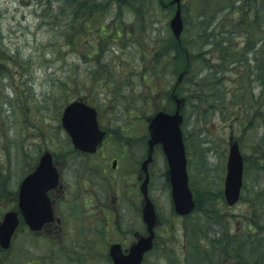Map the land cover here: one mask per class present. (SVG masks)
Masks as SVG:
<instances>
[{"label":"rangeland","instance_id":"1","mask_svg":"<svg viewBox=\"0 0 264 264\" xmlns=\"http://www.w3.org/2000/svg\"><path fill=\"white\" fill-rule=\"evenodd\" d=\"M96 1V8L91 7L92 0L86 2L88 12L80 14H85L84 23L100 20L104 29L94 33L78 26L74 36L70 33L71 7L62 2L0 0V220L5 211L16 209L18 182L43 150H54L71 179L70 196L57 205L61 223L37 235H30L23 226L17 228L10 247L0 250V264H97L96 252L85 256L83 250L84 231L93 210L81 208L83 193L73 181V172H83L85 163L64 145L67 135L60 115L67 102L83 99L96 107L108 131L107 143L115 144L114 155H125L114 171L120 180L127 164L145 156L148 118L156 110L175 109L173 95L182 99L181 129L195 200L200 208L213 205L215 211L209 213L217 214L220 229L230 235L238 233L235 236L243 244L242 256H231L229 251L225 263H262L259 256L255 261L254 244L247 242V226L264 219V0H255L254 22L247 10H240L239 0H181L184 29L179 39L169 27L175 10V5H168L170 0ZM247 29L256 50L244 44ZM221 39H228V44H218ZM175 43L194 56V68L188 72L172 57ZM95 50L98 54L91 55ZM203 59L212 65L220 59L225 63L217 66L215 75L201 80L203 74H210L209 69L202 70ZM231 59L236 63L227 64ZM94 68L101 75L108 72L95 77ZM198 78L201 93L208 97L203 103H192L185 95L192 94L187 87ZM233 140L244 158L243 186L239 200L227 207L222 191ZM149 170V193L164 234L160 237L164 246L159 249L174 251L158 260L161 264H205V253L199 248L203 240L197 241L193 233L204 228L206 215L195 211L185 218L187 229L175 228L178 217L158 150ZM130 178L122 180L130 184ZM100 190L98 198L93 197L95 204L103 201L119 207L124 220L136 219L139 211H132L121 190L114 193L104 186ZM100 217L98 228L105 221ZM102 233L94 242L88 241L91 250L100 242L105 247L106 239H111ZM257 249L264 251V247ZM216 261L219 264L220 259Z\"/></svg>","mask_w":264,"mask_h":264},{"label":"water","instance_id":"2","mask_svg":"<svg viewBox=\"0 0 264 264\" xmlns=\"http://www.w3.org/2000/svg\"><path fill=\"white\" fill-rule=\"evenodd\" d=\"M170 3H176V8L169 20V27L174 37L179 39L183 29L180 0H171ZM174 101V111L158 110L149 118L147 124L148 153L141 163L145 177L140 184V190L144 198L142 220L146 224L148 235L141 236L130 247L129 253L125 256L119 253L117 246L112 245L110 254L114 264H139L144 251L152 246L155 211L147 193V165L151 161L154 145L160 144L166 159L175 212L185 215L193 209L194 201L188 186L185 149L180 129L182 121V115L179 111L181 99L174 96ZM60 120L73 146L82 151H94L103 137L104 132L99 129L97 124L96 110L81 100H74L64 106ZM225 168L223 194L226 203L232 205L239 198L243 169L242 156L235 140L229 143ZM57 178L58 174L52 165L51 154L48 151L39 157L35 169L23 178L17 193L18 207L30 229H39L45 222L52 220V210L46 193L48 189L57 184ZM17 224L18 215L16 211L9 210L4 213L0 222L1 248L9 247L10 238Z\"/></svg>","mask_w":264,"mask_h":264},{"label":"flooded vegetation","instance_id":"3","mask_svg":"<svg viewBox=\"0 0 264 264\" xmlns=\"http://www.w3.org/2000/svg\"><path fill=\"white\" fill-rule=\"evenodd\" d=\"M97 118H98V114H97ZM104 130L106 135L102 139V141L96 146L94 152H84L73 148L69 138L65 139L66 144L64 145L69 147L71 155L76 157V159L77 158L81 159L85 163V168L83 167V172H80L78 170L77 172H73V175L75 174L73 181L78 184L79 191L82 190L83 193V197H82L83 203L81 208L93 210L92 212L93 214L91 213L89 215V221L86 223V227L84 231L85 233L84 237L87 240L85 243H83V250H85V256H91L92 252L95 251L97 264H114L110 254V247L112 245L117 246L119 253L125 256L129 253L130 247L138 240V238L143 235H147L148 233L146 229V224H144L142 220L143 203L141 202L143 200V195L140 191V184L145 176L144 171L141 169V161L145 158L147 149L145 152V156L141 159L140 162L138 160L136 161L133 160L132 163L126 165L124 173H126L128 177H132V178H130L131 179L129 181L131 182L130 184L124 183L123 180L128 177L125 174L120 173L119 174L120 180H119V178H117V176L114 174V171L119 167L120 158H123L125 155L124 153H121L119 155L115 153L114 155L112 147L115 144L107 143L106 140L108 136V131L106 128H104ZM155 150H158L164 158V155L159 145L154 146L152 151V157ZM51 155H52V163L56 167L58 173L57 185L47 190V196L50 201V206L53 212V218L51 221L45 222L39 229L32 230L24 222L23 217L18 213V230L21 229V226H23L25 230L29 232L30 235H37L38 233H41L43 229H46L47 227L51 228L52 225L58 226V223L60 224L62 219L60 217L61 215L58 212L59 209L57 205L60 203V201H66L67 199L65 200V198H68L70 196L71 179L69 180L66 172H64L63 170V166L60 165L56 160V153L54 152V150L51 152ZM151 162L147 165L149 181H150L149 168ZM164 163L167 171V165L165 159H164ZM35 165L33 166V168L35 167ZM67 166L70 165L68 164L65 167ZM24 176H22L18 182V191ZM167 179H168V171H167ZM103 186L104 188H108L109 190L111 189V191H113L114 193L117 190L118 191L121 190L122 194H124L130 201L129 206L132 209V211H134L135 209L139 211L137 215L135 214L136 219L126 217L124 220V216L120 212L119 207L110 206L108 203H105L103 201H101V203L97 202L95 204L94 198L95 197L98 198L97 196L99 195V192L97 191L99 189L102 190ZM147 192L149 198L152 200L154 204L156 219L153 226L154 234L152 239V247L149 250L144 251L142 258L139 261V264H161L162 262H160V260L158 259L167 258L174 251L166 252V250L159 249V247L163 248L164 246V242L160 240V237H163L164 234L161 233L159 229V227L161 228L162 226H160L159 224V214L156 207V203L150 197L149 182L147 185ZM169 198L173 209L171 197L169 196ZM195 204H196V200H195ZM227 207L230 206L228 205ZM194 211L195 208L193 211H191L186 215H179L174 212L176 214V217H178V219H176L174 223L175 228L187 229L188 226L184 224V222L187 220L185 218L189 217ZM100 215L104 217L105 221L103 222L104 224L102 226H99L98 228L97 223H99V221L102 220ZM163 230L167 232V228L165 226ZM101 232H103L102 234L111 237V239L110 240L106 239L107 243L105 247L102 244L103 242H100L95 247L94 250H91V244L89 242H94L95 240H97L98 237L101 235ZM175 241L177 242L178 240L176 239ZM228 252L229 251L226 250L223 257L220 258L219 264H226L225 259L229 257V255L226 254ZM210 253L213 254L212 252ZM153 258H155L156 260ZM213 261L214 259L213 260L208 259L207 263ZM164 263L168 264L166 261H164Z\"/></svg>","mask_w":264,"mask_h":264},{"label":"trees","instance_id":"4","mask_svg":"<svg viewBox=\"0 0 264 264\" xmlns=\"http://www.w3.org/2000/svg\"><path fill=\"white\" fill-rule=\"evenodd\" d=\"M56 1L62 2L64 6H70L71 7V8L69 7L70 11H71V14H70V16H71V22H70V28H71L70 33H71V35L75 36V33L73 31L74 30L78 31V26H81V27L84 26V28L87 27L91 31H93L94 33L97 31H102L104 29V27L101 25L100 20H98L96 23L93 22L92 20L84 23V15L85 14L81 15L80 12H82V13L88 12L86 2H88L89 0H56ZM95 1L96 0H92V6H91L92 8H96L95 5L97 4L96 3L97 1L96 2ZM239 1H240V5H238V7L240 8V10L243 13L247 10L246 13L248 14V17H251V22H254L255 17L251 16V15L253 13H255L254 11H256V9H258L257 4L255 3V0H239ZM232 2H234V0H232ZM88 4H90V3H88ZM254 8H255V10H253ZM243 23H246V22H243ZM244 34H245L244 44H246V48H248V49L250 48V50H256L255 49L256 45H253L254 40L250 41L251 40V38L249 36L250 31L247 29V32H245ZM222 42H226V44H228L229 40L228 39H226V40L221 39L218 42V44H221ZM257 43L258 42H256V44ZM90 53H91V55H97L98 51L95 50V51L90 52ZM190 55L189 54L187 55V53L183 52L178 47L177 44L174 46V51H173L172 57L176 61H179L181 63V66L184 68V70H186V72L189 71V67L194 68L193 67L194 56L192 55V57H191ZM203 60L205 63L204 66L200 65V66H202V70L205 71V69H206L208 71V69H209L210 74L209 73H207L206 75L203 74L201 77V80H203L204 77H208L209 75L210 76L215 75L214 73L217 70V66L225 63V62L221 61L222 59H220L219 63H217V65H212L213 64L212 62H211L212 64L207 63V59H203ZM214 61L216 62V60H214ZM237 61H238L237 63H241L240 65H243L242 59H237ZM226 62H227V64L228 63H234L235 64L236 60L231 59V60H228ZM99 66L100 65H98V68H99ZM248 66H251V65L248 64ZM255 67H256V65H255ZM98 68L97 69L94 68V70H93L95 77H103V75L108 72V71H105V73H103L101 75L100 70ZM142 70H144V69H142ZM252 71H254V70L252 69L250 72H252ZM250 75H252V74H250ZM253 77H254V75H253ZM256 78L257 77H255V79ZM201 80L198 78V80L196 81L195 84L192 83L190 86L187 87V89H190L193 92H192V94L189 93L188 95L186 94L185 96H187L186 99L187 98L192 99V101H193L192 103H195L197 101H200V102L205 101V99L208 97V95L206 93H204V94L201 93L202 88L199 85L201 83ZM109 84L111 85L112 83H109ZM195 92H196V95L193 94ZM214 96L215 95H213V97ZM252 112H254V111L251 110V113ZM145 137L147 138V131L144 135V138ZM211 206L207 207V208L202 206V208H200V206H198V201L196 202V206H195V211L200 210L202 214L206 215V218L203 222V223H205V226H203L204 228H199V229H197V231H194V233H193V235L197 234V236H196L197 241H198V239L201 238L204 242V244H203V242L200 243L201 245H199V248L201 251H203L205 253V258H204V256H202L203 252L201 255L203 257V259L206 261L205 264H217L216 259L222 258L224 253L226 252V250L232 251L231 256H237L239 258L240 256H242L240 251H242V245L243 244H242V241L239 242V238L235 236V235H238V233H233L232 235H230L228 233L227 229L225 231L221 230L220 226H218L219 225V220H218L219 217L217 216V214L214 217L215 212L209 213L210 210L215 211L213 205H211ZM262 220L260 219V220L253 221L254 223H250L247 226V235H248L247 242L254 244L252 247H255V249H254L255 253H256L254 255L255 261L257 260V257L259 256L260 259L262 260V263H260V264H264V251H259V249H257V247H264V219H262ZM233 237H235V239ZM225 238H226V240H224ZM228 238H230V239H228ZM197 241H196V245H198ZM228 243H230V248H229ZM210 252H212L213 254H211ZM246 254H247V256H249V254H251V252L247 250ZM208 259H212V260L214 259V261L207 263ZM249 264H259V263L257 261H256V263H254V261H252V262H249Z\"/></svg>","mask_w":264,"mask_h":264}]
</instances>
